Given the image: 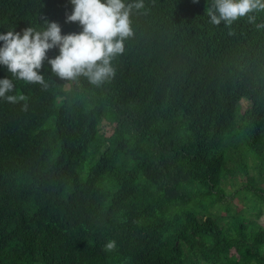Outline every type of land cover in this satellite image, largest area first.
<instances>
[{"label": "trees", "instance_id": "16d2710c", "mask_svg": "<svg viewBox=\"0 0 264 264\" xmlns=\"http://www.w3.org/2000/svg\"><path fill=\"white\" fill-rule=\"evenodd\" d=\"M142 2L113 77L62 80L53 48L46 89L13 80L27 111L0 99V264H264V9ZM73 7L0 0V35L79 34Z\"/></svg>", "mask_w": 264, "mask_h": 264}, {"label": "clouds", "instance_id": "9594fccd", "mask_svg": "<svg viewBox=\"0 0 264 264\" xmlns=\"http://www.w3.org/2000/svg\"><path fill=\"white\" fill-rule=\"evenodd\" d=\"M195 2V0H194ZM72 13L66 15V23L78 22L82 26L79 34L61 35V28L55 22L44 20L39 27L30 26L22 36L13 30L0 35V65L7 68L11 78L0 80V99L9 104H20L27 111V97L14 93L13 80L47 88L41 69L46 52L58 48L59 55L48 60L51 72L62 80L87 77L93 85L99 86L114 76L112 58L124 52V41L133 35L129 21L130 10L144 7L142 0L127 7L124 0H70ZM214 9V10H213ZM257 9H264V0H212L207 15L209 22L230 24L248 16ZM253 21L255 16H248ZM115 240L104 245L105 252L116 250Z\"/></svg>", "mask_w": 264, "mask_h": 264}]
</instances>
